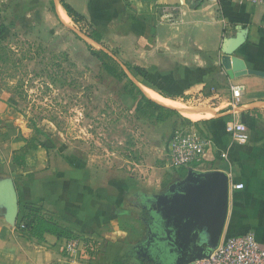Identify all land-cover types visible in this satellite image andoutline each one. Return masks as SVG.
<instances>
[{
    "label": "rangeland",
    "instance_id": "rangeland-1",
    "mask_svg": "<svg viewBox=\"0 0 264 264\" xmlns=\"http://www.w3.org/2000/svg\"><path fill=\"white\" fill-rule=\"evenodd\" d=\"M56 5L57 0H0V102L7 107L5 114L9 119L2 127L0 151L7 147L6 152L10 153L27 145L32 138L38 144L44 143L48 149L37 146L40 153L34 155L39 160L37 166H46L47 173L54 169L65 173L72 167L82 169L86 184L73 196L79 209L84 205V213L107 218H120L114 217L113 206L116 211H129L132 217H121L120 222L110 226L111 230H121L128 235L114 243L126 248L128 264H171L166 261V253L144 246L151 237L155 238V244H161L162 229L157 219L145 217L151 211L148 199L154 195L142 191L139 200L138 196L130 194L124 206L117 205V201L119 194L126 190L124 185L132 187L146 181L152 184L166 171L179 176L181 170L172 168L168 158L169 142L175 132L159 129L160 126L138 116L136 101L126 93L130 89L125 88L126 82L108 76L86 46L87 43L92 49L111 55L146 95L150 89L126 70L127 65L135 66L132 38L117 40L116 31H107L109 37L99 45L85 36L84 31L91 32L86 21L75 24L68 17L62 19ZM216 95L218 93L209 90L206 95H200L199 91L182 99H171L200 117L190 120L178 112L192 124L179 125L178 122L176 131L199 130L194 123L217 113L213 109L221 99ZM228 100L227 107L232 111L244 104L240 100L235 103L232 96ZM238 111L245 113L242 109ZM35 130L40 133L35 134ZM208 152L202 163L204 170L213 168L215 150L211 148ZM5 172L11 171L5 167L1 175ZM182 177L179 176L180 181ZM103 185L114 202L109 205V212H100L96 204H89L88 197ZM23 208H18L17 217L23 214ZM44 210L38 211L41 217H54L51 210ZM84 238V235L78 237ZM79 253L82 264H96L94 254L86 253L84 248Z\"/></svg>",
    "mask_w": 264,
    "mask_h": 264
},
{
    "label": "crops",
    "instance_id": "crops-1",
    "mask_svg": "<svg viewBox=\"0 0 264 264\" xmlns=\"http://www.w3.org/2000/svg\"><path fill=\"white\" fill-rule=\"evenodd\" d=\"M64 1L87 23L103 32L102 42L109 37L107 31H116L117 40L121 37L132 38L135 42L132 48V60L135 65L147 71L153 84L160 83L159 80L164 78L168 79V83L174 81L176 86H173L171 92L175 99H182L189 93L199 91L200 95H206L209 90L218 93L216 96L220 97L221 103L213 109L217 113L194 124L198 126L200 131L196 130L200 135L212 139L214 147L211 148H214L215 153L212 155L211 170H219L217 169L219 165L225 163L229 168L226 172L231 174L230 209L226 231L229 228L232 236L250 233L257 242L264 245V151L244 149L247 158L242 161L239 157L235 162L229 163V152L239 145L234 143L231 134L227 132L228 122L223 124L220 120L231 115L232 118L235 116L241 121L243 115H250L256 111L264 123V76L246 75L230 79L220 62L221 57L227 54L226 45L230 42L236 47L231 57L243 60L247 69L264 74V0ZM57 3L59 15L61 16L63 11L69 18L59 0ZM230 87H237L242 91L240 102L244 104L235 111L227 107L230 105L228 100L231 97ZM6 108L0 102V136L4 123L9 120L6 118L5 113L8 112ZM239 109L245 113L242 114ZM2 143L0 140V145ZM24 146L12 149L10 153L6 152L7 147L0 151V180L8 177L13 180L19 210L24 206L23 214L13 223L6 219L5 209L0 206V264H82L78 255L85 246L83 239H78L79 236L84 235L101 242V248L105 243L114 244L118 239L127 238L126 232L111 230L110 226L120 222L119 220L123 219L121 217H132L129 211H116L113 206L111 209L116 212L114 217L120 218H107L84 213V205L79 209V204L73 196H77L86 184L81 168L72 167L66 173L54 169L52 173H47L46 166H37L39 160L34 155L40 153L37 148L28 150L23 165L18 167L13 163V157L15 155L19 159L20 149ZM240 146L252 147L253 142L250 139L246 145ZM223 154L226 158H222ZM258 155L261 156L260 162H255L258 160L253 159ZM251 156H254L253 159ZM242 165L245 170L249 169L248 166H253L256 171L259 169L262 178L261 181L251 182V187L246 186L247 199L244 203L239 199L234 205L232 194L236 190L244 189V184L235 183L232 179L233 175H240ZM5 167L11 172L1 175V170ZM35 170L44 172L40 176V171ZM179 176L182 177L183 172ZM179 176L176 172L166 171L152 184L146 181L132 187L129 184L124 185L126 190L119 194L117 205L124 206L130 194L141 195L142 191L149 195L162 194L180 180ZM62 180L64 181L61 182ZM90 185L88 184L89 188ZM236 185H241V188L236 189ZM106 188L103 185L97 193L94 192L93 196L88 197L89 204H96L100 212L101 210L109 212V205L113 202ZM257 202L261 203L260 211H257ZM44 209L51 210L54 217L43 218L68 228L74 237L65 239L45 235L42 240H37L26 232L21 234L19 227L22 225L23 215L30 210ZM73 240L80 243L75 250H70L67 245Z\"/></svg>",
    "mask_w": 264,
    "mask_h": 264
},
{
    "label": "water",
    "instance_id": "water-1",
    "mask_svg": "<svg viewBox=\"0 0 264 264\" xmlns=\"http://www.w3.org/2000/svg\"><path fill=\"white\" fill-rule=\"evenodd\" d=\"M226 46L227 54L220 62L230 79L264 76L247 69L243 60L231 57L236 48L232 43ZM182 178L148 199L162 234L161 244H155L151 237L144 246L166 253V261L171 264H191L210 256L224 236L230 209L232 184L226 171L188 169ZM0 206L5 209L6 219L15 222L19 207L11 178L0 180Z\"/></svg>",
    "mask_w": 264,
    "mask_h": 264
},
{
    "label": "trees",
    "instance_id": "trees-1",
    "mask_svg": "<svg viewBox=\"0 0 264 264\" xmlns=\"http://www.w3.org/2000/svg\"><path fill=\"white\" fill-rule=\"evenodd\" d=\"M59 3L64 8L65 12L69 16V18L75 24H78L80 21H85L82 16L76 13L64 0H59ZM87 27L91 30V32L87 33L84 31L85 36H87L93 42L101 45L103 44L102 38L103 35L100 31L94 29L92 25L86 23ZM90 54L97 59L101 63L102 70L110 77L114 78L118 82H126L125 88H130L126 93L132 99L136 101L135 112L138 116L143 117L150 121V123L156 127L160 126L159 129L166 130L167 128L172 130V133L176 132V127L181 124L191 125V121L188 119H183L181 115L174 109H170L168 107L159 105L154 101L150 100L134 83L128 76V74L119 66V64L115 61V59L106 53L105 51H96L92 49L90 45L86 43ZM126 70L130 73L136 81H138L141 85L148 87L154 91H156L160 96L164 98H175L174 94H172L171 90L173 86L175 87L176 83H168V79H160L158 84H153L151 79L148 76L147 71L144 68L139 66H126ZM163 83L164 85H162ZM232 119L231 115H227L222 117L220 120L223 124L229 122ZM241 122L244 124L247 130H249V140L251 139L253 142L252 147H242V146H235L228 154V162L233 163L235 160H238L239 157L242 158V161L247 158L244 153L245 151H253L258 149L259 151H264V123L261 121V116L258 112L254 111L250 115L246 114L242 116ZM207 124V122H204ZM38 130H35V134H39ZM44 135V134H43ZM45 137L47 135H44ZM48 138V137H47ZM212 140V139H211ZM37 146H41L45 149H48L44 143H36L35 139L32 138L27 145L20 149V160L17 159L14 155L13 163L18 167L23 165V159L28 150L36 149ZM254 156H251V158ZM253 159V158H252ZM261 156H255L253 160H258L255 162H260ZM227 162V161H226ZM256 164V163H255ZM249 168V169H248ZM248 170H245L244 165H242V170L240 175H233L234 178L232 179L233 182H242L244 185V189L236 190L232 194V199L237 204V200H242L241 202L244 203L247 199L246 197V186L251 187V182L254 181H261V175L259 169L257 171L253 168V166H248ZM219 170H229L228 165L222 163L217 168ZM182 172V171H181ZM186 173L184 171L183 175ZM260 187V185H258ZM260 191V189H257ZM259 198V196H258ZM119 201H117L118 204ZM257 211L261 210V206L259 202ZM20 233L29 234L33 238L37 240H42L45 235H51L56 238H65L69 239L74 237L71 230L59 225L57 222L45 219L41 217L37 210H30L28 213L23 215L22 218V225L19 227ZM232 232L228 228L225 233L226 237L232 236ZM85 251L88 254H94L96 259V264H128V258L125 255V247L122 245H116L111 243H105L104 249L100 248L102 243L89 238L85 237L83 239ZM129 249V248H128ZM131 250V249H130Z\"/></svg>",
    "mask_w": 264,
    "mask_h": 264
},
{
    "label": "built area",
    "instance_id": "built-area-1",
    "mask_svg": "<svg viewBox=\"0 0 264 264\" xmlns=\"http://www.w3.org/2000/svg\"><path fill=\"white\" fill-rule=\"evenodd\" d=\"M241 95L240 88H231V96L235 103L239 102ZM226 129L231 134L234 143L246 145L249 142L248 130L235 116L226 124ZM212 145L210 139L200 135L196 130L190 129L180 133L176 131L168 146L171 167L181 171L188 169L207 171L202 169V163L207 150ZM222 158H226V155L223 154ZM235 188L240 189L241 185H236ZM67 247L70 250H75L78 247V241H71ZM191 264H264V245L257 242L250 233L223 236L220 244L210 256L196 260Z\"/></svg>",
    "mask_w": 264,
    "mask_h": 264
},
{
    "label": "bare ground",
    "instance_id": "bare-ground-1",
    "mask_svg": "<svg viewBox=\"0 0 264 264\" xmlns=\"http://www.w3.org/2000/svg\"><path fill=\"white\" fill-rule=\"evenodd\" d=\"M61 18L62 19H66L67 18L65 13H63V11L61 12ZM146 96L150 100L154 101L155 103H157L159 105H162V106L168 107L170 109L176 110L177 112H179L185 118H188L190 120H197V119L200 118L198 116L197 112L186 108L184 105H182V104H180L178 102L172 101V100L167 99V98L160 97V96L156 95L155 93H153L150 90L147 91Z\"/></svg>",
    "mask_w": 264,
    "mask_h": 264
},
{
    "label": "flooded vegetation",
    "instance_id": "flooded-vegetation-1",
    "mask_svg": "<svg viewBox=\"0 0 264 264\" xmlns=\"http://www.w3.org/2000/svg\"><path fill=\"white\" fill-rule=\"evenodd\" d=\"M135 196H138V198H139V200L141 199L140 197H139V195H135ZM140 205V204H139ZM142 205V204H141ZM140 205V206H141ZM142 208H143V206H141ZM151 208V211H150V213L147 215V216H145V217H155V215H154V213H155V211L153 210V208H152V206L150 207ZM150 223V222H149ZM148 223V224H149Z\"/></svg>",
    "mask_w": 264,
    "mask_h": 264
}]
</instances>
